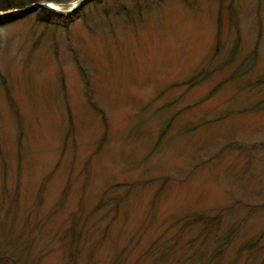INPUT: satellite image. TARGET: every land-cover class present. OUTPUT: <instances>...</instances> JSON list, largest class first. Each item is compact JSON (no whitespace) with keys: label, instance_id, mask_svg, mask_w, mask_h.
Segmentation results:
<instances>
[{"label":"rangeland","instance_id":"374dc122","mask_svg":"<svg viewBox=\"0 0 264 264\" xmlns=\"http://www.w3.org/2000/svg\"><path fill=\"white\" fill-rule=\"evenodd\" d=\"M40 13L0 24V264H264V0Z\"/></svg>","mask_w":264,"mask_h":264},{"label":"water","instance_id":"95a60500","mask_svg":"<svg viewBox=\"0 0 264 264\" xmlns=\"http://www.w3.org/2000/svg\"><path fill=\"white\" fill-rule=\"evenodd\" d=\"M83 0H75L70 5H55L50 2L41 1L36 4H32L29 6H25L22 9H16V10H9L7 12H1L0 13V22L8 21L12 18H21L25 15H28L30 13H33L37 10H49L52 11L58 15H64V16H71L77 8H79L81 2ZM54 6V7H52Z\"/></svg>","mask_w":264,"mask_h":264},{"label":"trees","instance_id":"16d2710c","mask_svg":"<svg viewBox=\"0 0 264 264\" xmlns=\"http://www.w3.org/2000/svg\"><path fill=\"white\" fill-rule=\"evenodd\" d=\"M41 1L50 2L51 0H23V1H19V0H0V12H7L9 10L22 9L25 6L36 4V3H39ZM90 1L91 0H83L81 5L87 4ZM40 11H41V13H40V15H39V17L37 19V22H40V23L44 22V23L48 24L49 23V19L47 18V16H52V17L58 16L56 13H54L52 11H49V10H40ZM15 19H18V18H12L10 20H15ZM5 22H7V21H5ZM1 23L2 22H0V24Z\"/></svg>","mask_w":264,"mask_h":264},{"label":"bare ground","instance_id":"6f19581e","mask_svg":"<svg viewBox=\"0 0 264 264\" xmlns=\"http://www.w3.org/2000/svg\"><path fill=\"white\" fill-rule=\"evenodd\" d=\"M52 7H54V6H52Z\"/></svg>","mask_w":264,"mask_h":264}]
</instances>
